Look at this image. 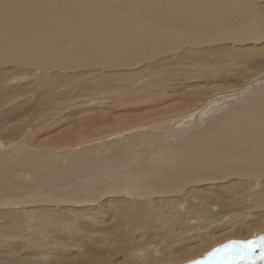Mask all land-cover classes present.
I'll list each match as a JSON object with an SVG mask.
<instances>
[{
  "label": "rangeland",
  "instance_id": "rangeland-1",
  "mask_svg": "<svg viewBox=\"0 0 264 264\" xmlns=\"http://www.w3.org/2000/svg\"><path fill=\"white\" fill-rule=\"evenodd\" d=\"M248 1H251V2H248ZM236 2L240 7L239 9L243 10V13L248 12L246 15H243L242 12H238V14L240 15L241 18L243 15V18H245V20L249 21L248 23L251 26L248 25L247 21H246V23H245L246 25L243 24V27H244L243 29H242V25L240 26V22H237L235 24V26H232V28L238 27V29H242V31L247 32L249 28H250L249 31H255V29H251V27H255L257 25L262 27L263 21L261 19H263L264 17H261V16L264 15V0H233L232 4H234ZM226 3H228V2H226ZM167 4L168 3H166V8L169 12V15L172 17L174 16L173 14H175L177 11L181 10L180 5H177L175 3L174 4L169 3L168 5ZM226 5H224V6H226ZM174 7H177V8H174ZM248 9H249V11H248ZM183 12L185 15L187 14V11H183ZM171 13H173V14H171ZM232 13L234 14V13H236V11H233ZM249 13H252V14H249ZM254 13H256V14H254ZM258 13H260L261 15ZM180 14H183V13H180ZM179 15L176 14L175 18H177L176 16H179ZM225 16H227V15H225ZM256 17H258V18H256ZM252 23H254V24L252 25ZM258 26L256 28L260 29L261 27L259 28ZM230 27L229 28L224 27V29L219 30L217 34L223 35L224 33H227V31L232 29ZM189 30H191L193 32L192 35H185L184 34V35H180V36L186 37V39L188 37H194L196 35V32H195L196 29L191 28ZM232 33H234V31ZM187 34H191V33H187ZM196 37H194V38H196ZM178 39L179 38L176 37L174 39L168 40L169 42L168 41L163 42L164 43L162 45L163 48H166V49L169 47L171 49L173 48L172 52L170 50L169 53L162 52L161 54L157 55L156 59H159V60L165 59V62H168V63L164 62V65H163L164 68H162L161 71H160V69H157V68L153 71H149L146 74L147 77L145 78L146 80H145L144 87H143V85L133 86V84H132V89H130V88H129V90L128 89H121V92L116 93V94H119L122 96L121 100L114 98L112 95H106V94L104 95V94L96 93L92 87H91L92 88L91 90H93L94 93L89 90L90 88H88L86 91V94H88L87 99L84 98L85 96L80 97L81 99L79 97H77L80 100L77 98L73 99L74 96H77L78 91L73 90L71 87H70V90H67L68 92L65 91V87H66V89H67V87H69L68 85L67 86L65 85L67 83L66 77L71 75L74 72L73 71L74 68L71 66H68V69L67 68H60V69H52V70L50 69L51 70L50 72L44 71V70H42L41 72H38V73L35 72V74L38 76V77L37 76L35 77V76H32L29 74L30 68L27 67L26 57H21V59H15V61H13V62L5 61L4 63L3 62L0 63V99H1L0 100V138H2L1 140L5 144L3 147V142L0 141L2 143L1 150H8L9 149L8 151L12 152L13 150H18V149L22 148L20 152L19 151L17 153L14 152L16 154L22 155V151L24 148L30 149L32 151L33 150L34 151H39V150L47 151L51 148H53V149L56 148V149H54L57 151V152L54 151V152H56V154L57 153H59V154L64 153L65 154L66 152H64V151L68 149L67 146H69V145H75V144L83 143V142L90 143V140L93 137H95V135L97 136V134L92 135L93 137L91 135L89 136L88 132L92 131V129H97L98 131L102 130V132H104V133H109L115 129L123 128L124 126L122 125V123L120 125L121 127H119V126H116L117 123L114 125V121H113L114 118H116V117L119 118L120 115H121V117L126 116V118H127L126 120H128L130 118L129 121L141 122V124H138V125L143 127L141 129L143 131L149 130L150 132L152 131L155 133L157 131H159L157 134L153 135V137L162 139L163 134H165L169 131L170 126L171 127H173V125L178 126L179 123L180 124L182 123L183 119H185V123H184L185 128L183 129V133H186V136H187V132L184 131L186 129V127L188 130H191L193 128L197 129L201 124L203 125V127H206V126L212 125L213 123L215 124V122H219V121H220V123L221 122L223 123L224 121L228 123L230 117H232L233 115H237L239 113H244L246 111H251V110H253V107H261L264 109V102H263L264 100L259 101L255 98H252V96L260 90V88H262L264 90L263 80L259 82L260 75H263L264 73H261L260 75L254 76L249 81L244 82L245 84L243 83L241 88L235 87V83H236L235 79H238V78L234 75V74H237V72H235V71L239 70V72H240L244 68L245 69L243 71L246 74H250L254 70L264 71V67H259L260 64L264 63V61H263L264 60V54H262V53H264V51H263L264 50V40L263 39H262L263 41L262 40L260 41L263 45L260 42L254 43L252 41H250L251 43H249V41H246L247 43L243 42L240 44L239 43L238 44H236V43L230 44L228 41H225L226 43L224 41H222L223 43H220L221 41H219L218 44L213 43L214 45H218V46L228 45V44L230 46H233V47L236 46L237 48H234V49L238 50V51H236V50L235 51L238 53L239 58H243L245 56H246V58H252V59H250L251 60L250 62H252L253 64H251L249 62V59H248V61L246 63L247 65L243 64L242 66H239L238 64H236L235 69H237V70H235V69L233 70L234 66H232V65H235V64L227 63V66H230V67H227L226 64H224V60L221 61L223 59V58H221V56L223 55L222 53H224V52L223 51L220 52V50H217L216 47L214 48L213 45H210L207 48L205 46H202L201 48L202 49L205 48L204 50L199 48V49H195L196 51H194L193 50L194 48H193V49H191L190 52L188 50L187 51L184 50L182 52L183 49L178 48L177 47L178 45L176 44L178 42ZM181 41H179V42H181ZM190 41H191V44L196 42V41L200 42V40H190ZM116 43H117L116 40H112L108 43V46H114ZM170 43L172 45L169 46ZM215 43H217V42H215ZM104 44L107 46V43L104 42ZM252 44H256L254 46V49L252 48L253 47ZM244 45H247V46L244 47ZM238 46L242 47V48H239ZM259 47L260 48L262 47V49H260ZM244 48L246 49V51L248 50L247 52L245 51L246 53L249 52L248 54L243 52L245 50ZM213 49L221 54V55L219 54V57L221 58V60H215V59H219V58H217L218 56H214L211 54ZM239 49H242V51ZM198 50H201V51H198ZM179 51H181V52L178 53V55L185 53V51H186V53H188L190 56L192 54L193 57L194 56L198 57L199 54H201V55L204 54L207 59H208V56H209L210 60L213 59V57H214V59L211 61L209 59L208 60L204 59V64H199L198 61H188V60L181 63V62H179L180 61L179 56L176 54ZM240 51L243 54L240 53ZM109 52L111 54L115 55L112 58V60L116 59L117 55H116L115 51L113 49L109 48ZM116 52L119 53L120 59L121 58H131L134 56L129 52V50L122 51L121 49L118 48V49H116ZM255 53H257V54H255ZM224 55H228V53H226ZM255 56H257V57H255ZM174 57H177V58H174ZM253 57H255V58H253ZM144 60L148 62V60H151V59H146V57H145ZM259 60H261V61H259ZM213 61H215V62L213 63ZM220 61L222 64L220 63ZM19 62H21V64L23 66H25V67L20 66L21 68L24 69L25 73H22V71L19 72V70H20L18 68ZM256 62H257V64H256ZM248 64H250V65H248ZM93 66L94 65H89L86 69H88V70L94 69L95 72H97V73H102V74L106 73L107 76H104V75H102V76L105 79H112L115 82V84L119 83L120 79L122 81V79L125 78L127 73L132 74L135 77H138L136 74L139 71V68L136 66H132L129 69H125V70H123V69H110L107 72L103 71L102 65H97L94 67ZM239 67H240V69H239ZM241 67H242V69H241ZM95 68L98 69L99 71L96 70ZM140 68H141V66H140ZM166 68H167V70L170 69V71H166ZM176 68L179 70H177ZM201 68H202V70H201ZM205 68H206V71H205ZM207 68L208 69L212 68L213 70L210 69L211 71L209 70L210 71L209 72ZM76 69H78V68H76ZM130 69H132L133 72H131ZM181 69H182V71H180ZM185 69H186V71H185ZM191 69L192 70L194 69V72ZM197 70L201 75V77H200V75H198V77L201 80L198 77L193 79V77H194L193 74H195L197 76V72H196ZM199 70H201L202 72H200ZM245 70L248 73L245 72ZM249 70H251V72ZM79 71H87V70H85V69L81 70L80 69ZM212 71H215V72L212 73ZM225 71H228L230 73H228V72L225 73ZM52 72H56V74H59V75L54 76V78H53V76L51 74ZM167 72H170V73H167ZM208 72H209V76H211V77H209L207 75ZM221 72L223 73V75ZM45 73H47V75H44ZM218 74H220V75H218ZM229 74H230V76H229ZM41 75H44V76H41ZM122 75H123V77H122ZM148 75H150V76H148ZM212 76H214V77H212ZM84 77L86 79H83V78L82 79L86 80V82L89 83L90 82L89 76L85 75ZM186 77H189V78L185 79ZM190 77L193 79L192 82H194V83L198 82V83L189 84L190 83L189 80L191 79ZM165 78L167 79V81L168 80H171V81L174 80L173 84H172V82H171V84L174 86H177V89H179V90H181V88H182L181 84L183 82H187V84L185 83L183 85H188L189 87H193L194 89L197 88L196 89L197 91H199L198 88H200V87L202 88V86L205 87L203 89L200 88L201 92L204 89L208 90L209 89L207 87L208 85H209V87L213 86V88H212V90L210 88L208 90V92H206L204 90L205 92L203 94L204 95L207 94V96L203 95L202 98H200L201 97L200 96L199 99H197V102L198 103L200 102V103L199 104L197 103L198 105L196 104V106H194V103L191 104L192 106H194L192 109H190V110L188 109V111H183L182 113L181 112H175V111H178L179 109L177 108L175 111L172 109L173 110L172 111L169 106H171V108H172L173 107L172 105H174V106L178 105L180 103L179 98H177V100L179 99L178 100L179 103H178V101L176 99H174V97H172V96L168 98V95H166L165 98L160 97L157 100L155 99L156 96H152V93H154L153 89L156 91L157 88L162 86L163 81H164L163 79H165ZM182 78H184V79H182ZM30 79H32V80H30ZM82 79H80V80H82ZM176 79L178 82L176 81ZM180 79H181V81H179ZM52 80H55V83H53V82L51 83ZM134 80H136V78H134ZM148 80L151 83H149ZM185 80H187V81H185ZM208 80L209 81L211 80L210 82H212V83L208 82ZM219 80H221L223 83ZM233 80H234V83H233ZM213 81H214V83H213ZM218 81L220 83H222L221 84V86H223L222 88L219 87L220 83ZM152 82L154 83V86H153ZM88 83H86L87 86L90 84V83L89 84ZM139 83L140 82H138V80H137V84H139ZM158 83H160V84H158ZM179 83H180V86H179ZM43 84H45V85H43ZM212 84H215V86ZM227 84L229 85L228 86L229 89L227 88V86H225ZM59 85L61 87L65 86L64 89H63V87L60 88ZM155 85L157 86L156 88H154ZM194 85H195V87H194ZM199 85H201V86H199ZM216 87H217V89H216ZM230 87H232V88H230ZM146 88H147V90H146ZM18 89H21V90H18ZM47 89H49V90H47ZM140 89H142V90H140ZM234 89L235 90L238 89V90L235 91ZM15 91L17 94H14ZM20 91L22 93H20ZM217 91L220 93H218ZM243 91H245L246 93ZM88 92L89 93L91 92L92 93L91 95L94 96V94H95L96 96L95 97L90 96V94ZM132 92H134V93H132ZM248 92L249 93L251 92V93L249 94ZM69 93H71L72 96ZM131 93H132V95H131ZM142 93H143V95H142ZM223 93H226V94L229 93L230 96L228 95V96L222 97L221 94H223ZM13 94L15 95V97ZM217 94H218V96L215 97V95H217ZM219 94H220V96H219ZM128 95H130L134 99L130 98V96H128ZM176 95L178 96L180 94L178 93ZM89 96L91 97L92 100L90 99ZM236 96H238V97H236ZM244 96L246 97V99ZM125 97H126V99H125ZM139 97H140V99H139ZM204 97H206V98H204ZM263 97H264V95H263ZM8 98H9V100H8ZM67 98L69 100L66 101ZM83 98H84V101H87L89 103L84 102V104H83L82 103ZM93 98H95V99H93ZM123 98L125 100H123ZM238 98H239V100H237ZM35 100H36V102H35ZM75 100H76V102H75ZM155 100H156V102H155ZM193 100H195V99H193ZM193 100L190 99L191 102L196 101V100L195 101H193ZM201 100H203V101H201ZM222 100H224L223 105L221 104L222 102H220ZM121 101L123 103H121ZM166 101H167V103H165ZM234 101H235V103H234ZM1 102L4 104H2ZM57 102H59V103H57ZM77 102L79 104H83V106L77 104ZM113 102H114V104H112ZM176 102H177V104H176ZM227 102L230 103V109L227 107V105H229V104H227ZM252 102L258 103V104H253ZM107 103H109V104H107ZM36 104H38L37 108H35ZM51 104H55V105H51ZM72 104H75V105H73L74 108L72 107ZM116 104H118V105H116ZM67 105L70 107H66ZM96 105H98V106H96ZM181 105H182V103H181ZM30 106H32L33 108L32 107L30 108ZM84 106H85V109L82 110L84 108ZM91 107H95L96 109L91 108ZM98 108H99V110H98ZM104 108H106V109H104ZM165 108H166V112L164 111ZM37 109H38V111H37ZM79 109H81V110H79ZM244 109H245V111H244ZM73 110H75L76 112H73ZM167 110H169L170 112ZM226 110H228L229 113ZM81 111H83V112H81ZM102 111L104 113H102ZM171 111L173 113H171ZM158 112L159 113L165 112V114L164 113L158 114ZM170 113L174 114V115H171ZM175 113H177V114H175ZM223 113L226 114V116ZM94 114H95V117L93 116ZM152 114H155V115H153L154 118H152L153 117V116H151ZM89 115H90V117L92 116V118H89ZM144 115H146V116H144ZM179 115H184V116H182L183 118L180 119V117H177ZM83 116H84V118H82ZM98 116H100V117H98ZM106 116H111L112 120L111 119L105 120ZM132 116H134L133 117L134 120H133ZM136 117H139L140 119L137 120L138 118H136ZM80 118L82 120H80ZM99 118H101L102 120ZM122 118H124V119H122ZM122 118L121 119L123 121H125V117H122ZM92 119H93V121H92ZM95 119H98V120L96 121ZM103 119H104V121H103ZM148 119H149V121H148ZM222 119H223V121H222ZM144 120H145V122H144ZM146 120H147V122H146ZM211 122H212V124H211ZM89 123H93L94 126L95 125H98V126H95V127L93 126V128L91 129L90 127H92V126H89L90 125ZM85 126L87 127V129ZM105 126H106V128H105ZM136 127H138V126H136ZM101 128H103V129H101ZM80 130L81 131L83 130V132H80ZM72 132H74V133H72ZM84 132H86V133H84ZM77 133H79V134L76 135ZM147 134H146V136H148ZM71 135L73 137H70ZM182 136H185V135L183 134ZM142 138H143L142 135L140 136L139 139H135L132 136V141L133 142L142 141L141 140ZM64 139L67 141L65 143H63V142L61 143V141ZM73 140H75V141H73ZM95 140L98 141V140H104V139H101L100 136L99 137L97 136L93 141H95ZM188 143L186 145L189 148L190 144L188 145ZM174 146H176V145H174ZM172 148L173 147L169 148L171 151L162 150V152L160 153L159 156L165 157V160L161 164L165 165V164L172 162L170 160L175 159V158H173V156L176 157L175 155L179 154L180 151H182V152L185 151V150H183L184 147L180 148V149H174V150H172ZM136 150L133 149V152H131L132 154L129 156L127 154H124L123 156L119 155V156H112V157L104 155L103 160L100 158L101 161L99 158L98 159H96V158L95 159H89L86 162H84L79 168H73L72 166H70V164H67V162H65L64 160H59V159H57V156L55 157L53 155V156H50L51 161L50 160L49 161H41L42 163L38 162L34 165V166H40V165H44L46 162L47 163L49 162V163H51V166L53 165V168L51 169L49 167L48 168L49 170H48L46 168L43 169V167H42V169H43L42 170L41 168L39 169V167H38L35 169V171H37V172H35L34 169L33 170L29 169L30 171H28V170H26L27 168L25 169V167L24 168L19 167L17 170L13 169V168L12 169L9 168L10 170L7 169L8 172H3L5 170L1 166V164H3V162H0V264H59L58 261H60L62 259L66 260V264H72L71 262L74 261V258H78V260L80 262H89V263H97V264L98 263L99 264H120V263L121 264H128V262H129V264H136V260H137L138 264L139 263L142 264V262H144V263L148 262L147 264H160V262L162 263L168 257L169 258L173 257V258H175V260H178V257H183V256H188L187 258H189V256L191 255V253L189 254L190 250H192L193 252L197 251V254L199 256H201V255L207 253L205 251L207 249H209L210 247L214 246L213 247V250H214L218 246H223V245L229 244V243L234 244V250L235 251H239V252L248 254L247 264H264V260L261 259L262 250L260 248V242L255 241L257 239L255 237V235L262 232V229L260 231L258 230L259 232H257V228L258 229L261 228V224L260 225H258V224L261 223L262 219L264 218V209H263L264 208V202H263L264 200L262 201L261 205L259 203V206L257 205L256 207L251 209V211L249 210L248 213L240 212V209L238 207H236V205H234L231 202V199H235L242 192H244L245 188H248L249 185L247 183L244 182V184H243L242 183L243 181H240V183L238 182L239 183L238 184L234 178H229V179L224 180L223 182H220V181H218V182L211 181V183L210 182H205V183L204 182H202V183L198 182V183L190 184V185L186 186L187 191H191L194 189L195 194H199L201 196H207L206 198H207V200H209V203H207V200H205L204 197H201V198H198L199 196L193 197V195L188 193L185 189H178V188H172L171 193L155 194L156 196H154V195L150 196L149 187L148 186H139V185H136L134 191H132L129 188L125 189L126 192L132 191V193L130 195L124 194V193H118L119 196L117 197V195H113V193H112L113 190H111V189L114 188V190L119 191L117 186L118 185L121 186L123 184L124 177H125V180L127 181L126 183H129V185L138 181L140 179L139 176L141 175L139 170L146 168V167H144V165L149 160L148 158L146 159V156H141V158L138 160V162L135 163L136 168H138V166L140 164V166L137 170H132L130 168V166H131L130 164L133 162L131 160V158H134L133 153ZM61 151H62V153H61ZM141 153H143L142 149H141ZM114 157H115V159H111ZM105 158H107V160H105ZM89 162L92 163L90 165V167L84 168L83 165L85 163H89ZM133 164H134V162H133ZM150 166H151V164H150ZM8 167H11V166L8 165ZM60 169H61V171H60ZM39 174L41 176H39ZM77 178L78 179L80 178L79 180H81V181H79ZM75 179H77L76 182H75ZM82 181H84V182H82ZM259 182L260 181H258V180L253 181V183H259ZM246 185H248V186H246ZM160 186H161V184H160ZM167 186H171L170 183H167L166 186H164V187H167ZM110 187H112V188H110ZM256 187H257V185L255 186V189H256ZM260 188H261V186L259 187V191L257 192L259 194V197L256 196L257 199H259V198L262 199L261 196L264 195V192H262V190ZM56 189H57V191H56ZM249 189H250V187H249ZM104 190L105 191L107 190V192H104ZM250 191H251V189H250ZM106 193L108 194V196L112 195L116 199L122 198V197H120L121 194H123L124 197L130 198V199H138V200H144V199H150V198H152V199H151L149 204H141L143 207H148V211L146 212L145 209H143L142 211H144V212H142V211H140L141 213L139 212V215L141 216L140 217L141 221H138V224L136 225L137 219L135 220V219H132L131 217L128 216L130 214L129 210L132 208L131 210L134 211V209H135V207L132 206V203L130 202V200L127 199L128 202L123 203V205H125V206L117 205L119 203L114 202V200H116V199L112 196L108 197L107 195H105ZM88 195H90V196H88ZM81 198H84L83 201ZM89 198H91V199L88 200ZM100 198H101V200H100ZM107 198H108V200L112 199L110 201L111 204L108 203L109 206H108V204L107 205L106 204L101 205L100 202L102 201L101 203H103L104 202L103 200H105ZM153 198H155L156 200H157V198L164 199L166 201V203H170V204H166V205L165 204L164 205L152 204ZM92 200L95 204L92 202ZM186 201H187V204L191 205V207H187ZM104 203H106V202H104ZM237 203H240V202H237ZM92 204H94L93 205L94 207H96V205L100 204V206L99 205L98 206H99V209L101 208L100 211L103 210L102 213L104 215L102 213H101V215L104 216V217L102 216V218H104V219L101 218L102 219L101 220L100 217L98 218V216H101V215L99 213L100 211H97V210H96V212H98L97 214L92 212V214L87 213V215H86V212L84 211L85 208L91 207ZM113 204H114V206H113ZM211 204H214V205H211ZM156 205H158V206H156ZM229 205H231V206H229ZM105 206L108 208L112 206L113 210L118 208L117 210H120L121 213L119 212V214H121V215L119 217H118V213H117V215H115V212L113 210L111 211V208H109L110 211H108V208L106 211H104L106 209ZM220 206H222V207H220ZM80 207H84L83 208L84 210H82V208H80ZM124 207L125 208L128 207L129 209H125ZM153 207H155V208H153ZM75 208H79V209L76 210ZM122 209L125 210L124 211L125 213L123 211H121ZM231 209H233V210H231ZM149 210L154 212V218H152L151 222H149V219L147 218V214L148 213L151 214L149 212ZM165 210L167 212L169 211L170 213L172 211L171 214L173 217L174 216L175 217L173 218L169 212H168L169 215L166 214ZM107 212L109 213V215L107 214ZM110 212H112V213H110ZM179 212H180V214H179ZM81 213H84L86 218ZM142 213H143V215H142ZM173 213H174V215H173ZM249 213H251V214H249ZM131 214H136V211L132 212ZM131 214H130V216H131ZM78 215H81L80 216L81 218H79ZM113 215H114V217H113ZM165 215H167V216H165ZM179 215L181 218L179 217ZM181 215H183L184 217ZM252 215L253 216L255 215V216L253 217ZM71 216L73 219L76 218L75 219L76 222H75V220H73L71 218ZM176 216H178L179 218ZM88 217H89V219H88ZM107 217L109 218L108 221L105 220ZM96 218H98V219H96ZM115 218H117L118 221ZM123 218H125V221H127L128 224H126L127 222L126 223L123 222L124 221ZM130 218L132 219V221ZM91 219H93L94 222ZM95 219L99 220V221H96ZM77 220L79 221L78 223H80V225L78 224L79 226L77 225L75 227L74 224H77ZM87 220L90 221V223H88ZM100 220H101V222L103 221L102 224H101ZM112 220H114L115 225H117V227H115L114 222ZM173 220H175V221H173ZM183 220H185V221H183ZM15 221H18V222H15ZM105 221L107 223L109 221H111L112 223L109 222L110 224L106 225L107 223H105ZM120 221H122V222H120ZM180 221H181V223H180ZM95 222H97V223L100 222V223L95 224ZM118 222H120V223H118ZM133 222H135V223H133ZM201 222H202V224H201ZM121 223H124V224H121ZM129 223H132V224H129ZM152 223H154V224H152ZM167 223H169V224H167ZM195 224H196V226H195ZM221 224H222V226H220ZM94 225H96V226H94ZM97 225H98V227H100L102 225H104V226H102L101 230H98L99 228H97V230H96L95 227H97ZM112 225H114V227H112ZM207 225H210L211 227L207 226ZM263 225H264V223H263ZM120 226L125 227V228H122V227L120 228ZM91 227H93V230L89 229ZM111 227L112 228H118V229H115V230L113 229V231H112ZM247 227L249 229H251L248 233H246ZM217 228L219 230H217ZM143 229H145V230H143ZM187 229H188V231H186ZM212 229H213V231H212ZM252 229H254V230H252ZM170 230H172V232ZM180 230H182L184 233V236L182 239H185V238L187 239V240L186 239L182 240V242L185 241V243H182V242L178 243V241H175L179 237L178 233L181 232ZM76 231H77V233H75ZM79 231H80V233H79ZM97 231H100V232H97ZM125 231H126V233H123ZM190 231H191V234H190ZM115 232L116 233L119 232V233L116 234ZM193 232H195V233H193ZM204 233H206V234H204ZM121 234L122 235L124 234V235L122 236ZM126 234H128V235H126ZM248 234H250V235H248ZM119 235H120V237H119ZM192 235H194V236H192ZM222 235L223 236L226 235V236L223 237ZM188 236H190L191 238H189ZM240 236H244V238L243 239L239 238ZM231 237L233 238V240ZM237 237H238V240H235V239H237ZM174 238H175V240H174ZM251 238L254 240L247 242V240H249ZM145 241H146V243H145ZM128 242H129V244H128ZM138 243H144L145 248H142V247L137 248L136 245ZM148 243H151V245H148ZM103 244H104V246H102ZM153 244H154V246H152ZM161 245L163 247L161 254L163 255L164 258L166 257V259L163 258L164 260L160 261L159 263H156L154 261V259H156L158 256H160V254L158 253L159 251H157V249L159 248V246L161 247ZM156 247H157V249H156ZM249 249H250V252H249ZM213 250H208V251H213ZM10 251H12V253H16V254L13 255ZM229 251H233V249H230ZM25 253L28 255H25ZM139 253H143V256L141 257L139 255ZM10 254H11V256H9ZM99 255L101 258L99 257ZM68 257H69V259H67ZM36 259H38V260L36 261ZM101 259H103V260L105 259V260L103 261ZM150 260H151V262H149ZM191 260H194V258ZM191 260L185 259L186 262H183V263H166V264H188V261H191ZM101 261H103V262H101ZM214 261L218 262L217 264H219V257H214Z\"/></svg>",
  "mask_w": 264,
  "mask_h": 264
},
{
  "label": "bare ground",
  "instance_id": "bare-ground-1",
  "mask_svg": "<svg viewBox=\"0 0 264 264\" xmlns=\"http://www.w3.org/2000/svg\"><path fill=\"white\" fill-rule=\"evenodd\" d=\"M226 2H228V3H226ZM232 2H233V0H228V1L227 0H0V63H2V62L4 63L5 61L13 62V61H15V59H21V57H26L27 67L30 68L29 74L32 76H35V77L37 76L35 74V72L38 73V72H41L42 70L50 72L52 69H60V68H67L68 69V66H71L74 68V70H73L74 72L71 75L66 77L67 83L65 84L66 86L68 85L69 87H67V89L65 86H62V87H63V89L65 87V91L70 90V87L73 90L78 91L77 96L73 95L74 96L73 99L77 98V97L80 98L82 96L83 97L85 96L84 98L87 99V96H88V94H86L87 89L90 88L89 90L93 92V90H91L93 88L96 93H100V94H104V95L105 94L106 95H112L114 98L121 100L122 96L119 94H116L117 92H121V89H128V90H129V88L132 89V84H133V86L143 85V87H144L145 80H146L145 78L147 77L146 74L149 71H153L156 68L160 69V71H161L162 68H164L163 65H164L165 59H163L164 61L162 59H160V60L156 59L157 55L161 54L162 52L169 53L170 50L172 52L173 48L171 49L169 47L166 49V48H163L162 45L164 44L163 42H165V41L167 42L168 40L174 39L176 37L179 38L178 42L176 43L178 45L177 47L182 48L183 49V50L181 49L182 52L184 50H186V51L188 50L190 52L191 49H193V48H194L193 50L196 51L195 49H199V48L202 49L201 48L202 46H205L207 48L210 45H213V47L214 48L216 47V49L220 50V52L221 51L224 52V53H222L223 55L221 56V58H223V59L221 60V58L219 57L220 53H218L216 50L213 49L211 54L214 56H218L217 58H219V59H215V60H221V61L224 60V64H226V66H227V63L235 64V65H232V66H234L233 70L236 68L235 67L236 64H238L239 66H242L243 64L247 63L248 59L250 62L251 61L250 59H252V58H246V56L243 58H239V55L236 52L238 50L234 49V48H237L236 46L233 47V46H230L229 44L228 45H222V46L221 45L220 46L214 45V44H218L219 41H221L220 43H223L222 41H224V42L228 41L230 44L231 43H236V44L239 43L240 44L243 42L247 43L246 41H249V43H251L250 41L257 43V42H260L262 39L264 40V18L261 19L263 21L262 27L257 25L259 28L261 27L260 29L256 28L257 26H255V27H251V29H255V31H249L250 28L248 29L247 32L242 31V29L244 28L243 24H245L247 21V20H245V18H243V15H246L248 12L246 11L247 13H243V10L239 9L240 7L237 4V2L234 4H232ZM248 2H251V1H248ZM166 3H168V4L169 3H173V4L175 3L177 5H180L181 10L177 11L175 14L171 13L174 15L172 17L169 15V12L166 8ZM224 5H226V6H224ZM174 8H177V7H174ZM183 11H187V14L185 15ZM233 11H236V13L233 14L232 13ZM248 11H249V9H248ZM238 12H242V14H243V15L241 14L242 18L240 17ZM180 13H183L184 15L180 14ZM176 14H178V15L180 14V15L176 16L177 18H175ZM249 14H252V13H249ZM254 14H256V13H254ZM258 14H260V13H258ZM225 15H227V16H225ZM261 17H264V15H262ZM256 18H258V17H256ZM237 22H240V26L242 25V29H238V27L232 28V26H235V24ZM248 22L249 21H247V24L250 25ZM253 24L254 23H252V25ZM224 27L225 28L230 27L232 29H230L229 31H227V33H224L223 35L217 34L218 31L224 29ZM191 28L196 29V31H195L196 35L194 36V37L197 36L196 38L188 37L186 39V37L180 36V35H184V34L185 35H192L193 32L191 30H189ZM233 31H234V33H232ZM187 33H191V34H187ZM112 40H116L117 43L114 46H108V43ZM190 40H200V42L196 41V42L191 44ZM179 41H181V42H179ZM104 42L107 43V46L104 44ZM215 42H217V43H215ZM170 45H172V44L170 43L169 46ZM252 45H253L252 48L254 49V46L256 44H252ZM245 46H247V45H244V47ZM109 48L113 49L115 51V53L117 55L116 59L112 60V58L115 55L110 53L112 50L109 52ZM118 48L121 49L122 51L129 50V52L134 56L131 58H121L120 59L119 53L116 52V49H118ZM239 48H242V47H239ZM204 49H202V50H204ZM260 49H262V47ZM239 50L242 51V49H239ZM186 51H185V53H182L180 55H178V53H180L181 51L176 53L180 58L179 62L182 63V62H185L186 60H188V61H198L199 64H204V59L205 60L209 59V56L207 59L204 54H203L204 56L199 54L198 57H196V56L193 57L192 54L190 56L188 53H186ZM198 51H201V50H198ZM241 51H240V53H242ZM245 51H246V49L243 52H245ZM226 53H228V55H224ZM248 53H246V54H248ZM255 54H257V53H255ZM262 54H264V53H262ZM145 57H146V59H151V60H148V62H147L144 60ZM255 57H257V56H255ZM255 57H253V58H255ZM174 58H177V57H174ZM213 59H214V57H213ZM213 59H211V60H213ZM221 61H220V63H221ZM259 61H261V60H259ZM214 62L215 61H213V63ZM165 63H168V62H165ZM250 63L253 64L252 62H250ZM256 64H257V62H256ZM18 65H19L18 68L20 69L19 72L22 71V73H25L24 69L20 67V66H22V67H25V66H23L21 64V62H19ZM89 65H94V66L102 65L103 71H106V72L110 69H123V70H125V69H129L132 66H136L139 68V71L136 74L138 77H135L134 75L127 73V75L125 76L124 79H122V81L120 79L121 82L119 81V83L115 84V82L112 79H105L102 76V75L107 76L106 73L102 74V73L95 72L94 69H91V70L86 69ZM248 65H250V64H248ZM140 66H141V68H140ZM227 67H230V66H227ZM259 67H264V63L260 64ZM76 68H78V69H76ZM167 68H166V71H170V69L167 70ZM80 69L81 70L85 69L87 71H79ZM210 69H212V68H210ZM210 69H208V71ZM239 69H240V67H239ZM241 69H242V67H241ZM244 69H242L240 72H239V70L235 69V70H237V71H235V72H237V74H234V75L238 78V79H235V82H236L235 87L236 88L237 87L241 88V86L243 85L244 82L249 81L254 76H257V75H260L261 73H264V71L254 70L251 72V70H249L251 73L249 72L250 74H246L243 71ZM96 70H98V69H96ZM177 70H179V69H177ZM201 70H202V68H201ZM201 70H199V71L202 72ZM130 71L133 72L132 69H130ZM180 71H182V69ZM185 71H186V69H185ZM192 71L194 72V69ZM205 71H206V68H205ZM196 72H197V76L195 74H193V76H194L193 79L197 78L198 75H200L198 70ZM209 72H208V74L206 73L208 76H209ZM214 72L215 71H212V73H214ZM226 72H228V71H225V73ZM245 72H247V71L245 70ZM167 73H170V72H167ZM228 73H230V72H228ZM51 74H52L53 78H54V76L59 75V74H56V72H52ZM44 75H47V73H45ZM44 75H41V76H44ZM85 75L89 76V79H90L89 83L90 84L88 82H86V80H83V79H86L84 77ZM218 75H220V74H218ZM222 75H223V73H222ZM148 76H150V75H148ZM229 76H230V74H229ZM122 77H123V75H122ZM200 77H201V75H200ZM209 77H211V76H209ZM212 77H214V76H212ZM134 78H136V80H134ZM187 78H189V77H186L185 79H187ZM80 79H82V80H80ZM182 79H184V78H182ZM193 79L191 78L189 80L190 81L189 84L194 83V82H192ZM30 80H32V79H30ZM137 80H138V82H140L139 84H137ZM163 80L164 81H163L162 86L157 88L156 91L153 89L154 93H152V96H156L155 97L156 100L160 97L165 98L166 95H168V98L172 96L176 100H177V98H179L180 103H179V101H178L179 99H178L177 100L179 103L178 105H175V106L172 105L173 106L172 108H171V106H169V107L171 110L173 109L174 111L178 108L179 110L175 111V112H181V113L183 111H188V109L190 110L194 106H196V104L198 103L197 99H199L200 96H201L200 98H202V96L204 95L203 93L205 91L208 92V90L210 88H211V90L213 88V86L209 87V85H208L207 87L209 89L208 88H207L208 90L204 89L205 91L202 90V92H201L200 91L201 87L198 88L199 91H197L196 90L197 88L194 89L193 87H189L188 85H183L185 83L187 84V82H183L181 84L182 88H181V90H179V89H177V86L172 85L173 81H174L173 79H172L173 81H171V80L167 81L166 78ZM262 80L264 82V74L260 75L259 82ZM176 81H177V79H176ZM179 81H181V79ZM185 81H187V80H185ZM210 81L208 80V82H210ZM219 81H221V80H219ZM52 82L55 83V80H52L51 83ZM148 82L151 83L149 80H148ZM171 82H172V84H171ZM86 83H88L89 85L87 86ZM196 83H198V82H196ZM196 83H194V84H196ZM210 83H212V82H210ZM213 83H214V81H213ZM222 83H220V86H219L220 88L223 87V86H221ZM233 83H234V80H233ZM158 84H160V83H158ZM43 85H45V84H43ZM212 85L215 86V84H212ZM153 86H154V83H153ZM179 86H180V83H179ZM199 86H201V85H199ZM225 86H227V88L229 89L228 84ZM62 87L60 86V88H62ZM156 87L157 86L155 85L154 88H156ZM194 87H195V85H194ZM203 88H205V87L202 86L201 89H203ZM230 88H232V87H230ZM21 89H18V90H21ZM216 89H217V87H216ZM47 90H49V89H47ZM140 90H142V89H140ZM146 90H147V88H146ZM236 90H238V89H236ZM243 92H245V91H243ZM20 93H22V92L20 91ZM132 93H134V92H132ZM132 93H131V95H132ZM178 93L180 95L177 96L176 94H178ZM218 93H220V92H218ZM14 94H17L16 91L14 92ZM69 94L71 95V93H69ZM89 94H90V96H93V95H91L92 94L91 92ZM142 95H143V93H142ZM221 95H222V97L228 96L229 93L228 94L223 93ZM263 95H264V90L262 88H260V90L256 94H254L252 96V98H255L259 101H263L264 100ZM95 96L96 95L94 94L93 97H95ZM128 96H130V95H128ZM204 96H207V94ZM217 96H218V94L215 95V97H217ZM219 96H220V94H219ZM14 97H15V95H14ZM236 97H238V96H236ZM246 97H245V99H246ZM79 98H77V99H79ZM84 98L82 101L83 104H84V102L85 103L87 102V101H84ZM130 98H132V97L130 96ZM192 98L195 99L196 101L193 100ZM204 98H206V97H204ZM90 99H91V97H90ZM93 99H95V98H93ZM125 99H126V97H125ZM125 99L123 98V100H125ZM132 99H134V98H132ZM139 99H140V97H139ZM190 99L195 101L196 103L191 102ZM8 100H9V98H8ZM67 100H69V99L67 98L66 101ZM76 100H75V102H76ZM156 100H155V102H156ZM203 100H201V101H203ZM237 100H239V98ZM223 101L224 100L220 101V102H222L221 103L222 105L224 104ZM35 102H36V100H35ZM78 102H77V104H79ZM228 102H227V104H229V105H227V104L226 105L230 109V103H228ZM57 103H59V102H57ZM87 103H89V102H87ZM121 103H123V102L121 101ZM165 103H167V101ZM181 103H182V105H181ZM193 103H194V106L191 105ZM234 103H235V101H234ZM2 104H4V103H2ZM75 104H72V107ZM83 104H79V105L83 106ZM107 104H109V103H107ZM112 104H114V102ZM176 104H177V102H176ZM253 104H258V103H253ZM37 105L38 104H36L35 108L38 107ZM51 105H55V104H51ZM116 105H118V104H116ZM32 106H30V108ZM96 106H98V105H96ZM66 107H70V106L67 105ZM91 108L96 109L95 107H91ZM84 109H85V106L82 110H84ZM104 109H106V108H104ZM75 110H73V112H76ZM79 110H81V109H79ZM98 110H99V108H98ZM37 111H38V109H37ZM164 111L166 112V108ZM167 111H169V110H167ZM172 111H171V113H173ZM226 111L228 112V110H226ZM244 111H245V109H244ZM81 112H83V111H81ZM165 112H162V113L165 114ZM102 113H104V112L102 111ZM162 113L158 112V114H162ZM175 114H177V113H175ZM153 115H155V114H152L151 116H153ZM171 115H174V114H171ZM184 115H179L177 117H180V119H181V118H183L182 116H184ZM224 115L226 116V114H224ZM93 116L95 117V114ZM144 116H146V115H144ZM98 117H100V116H98ZM122 117H125V121L122 120V119H124ZM122 117L120 115L119 118L116 117L113 119V121H114V125L117 123L116 126L121 127L120 125L122 123V125L124 127L121 129H115L109 133H104V132H102V130L98 131L97 129H92L94 124L89 123L90 124L89 126H92V127H90L92 129V131L89 130L90 132H88L89 136L97 134L98 137L100 136V138L104 139V140L93 141L97 136L96 135H95V137L92 136L93 138L90 140V143L83 142V143H78L75 145L67 146L68 149L64 151V152H66L65 154L62 153V151H61L62 154H59V153L56 154L57 151L54 150L56 148H54V149L51 148L47 151H43V150H39V151L33 150L32 151L30 149L24 148L22 151V155H19L16 153L18 151L20 152L22 148L18 149V150H13L12 152L8 151L9 149L8 150H1L2 143L0 142V162H3V164H1V166L5 169L3 172H8L7 169L10 170L12 168L17 170L19 167H23V168L25 167V169L27 168L26 170H28V171H30L29 169H31V170L34 169V171H35V169L38 167H39V169L40 168L42 169V167H43V169H45V168L48 169L49 167L52 169L53 165L51 166V163H49V162L48 163L46 162L47 164L45 163L44 165L39 164L40 166H34V165L38 162H41V161H49V160L51 161L50 156H53V155L55 157L57 156V159H59V160H64L65 162H67V164H70V166H72L73 168H79L84 162H86L89 159H95V158L100 159L101 158L103 160L104 155L112 157V156H119V155L123 156L124 154H127L129 156L132 154L131 152H133V149L136 150L138 148L133 153L134 158H131V160L134 162V164L132 162L130 164L131 165L130 168L132 170H137L139 168L140 164H139L138 168H136L135 163L138 162V160L141 158V156H146V159L147 158L149 159L146 162V164L144 165V167H146V168L139 170L141 175L139 176L140 179L138 181L129 185V183H126L127 181L125 180V177H124L123 184L121 186L120 185L117 186L119 191L114 190V188L111 189V190H113V192H112L113 195H117V197L119 196L118 193H124V194L130 195L132 193V191L135 190L136 185L148 186L150 196H153V195L156 196L155 194L171 193L172 188H178V189H185L186 190V186H188L190 184H195L198 182L199 183H202V182H204V183L210 182L211 183V181L223 182L226 179L234 178L237 183L238 182L240 183V181H243L242 182L243 184L245 182L249 185V186L246 185V186H248V188H245L244 192H242L238 197H236L235 199H231V202L234 205H236V207H238L240 209V212L248 213L249 210L251 211V209H253L257 205L259 206V203L261 205L262 201L264 200V195L261 196L262 199L261 198L257 199L256 196L259 197V194L257 192L259 191L260 186H261L260 189L262 190V192H264V181H263L264 180V109L263 108L253 107V110H251V111H246L244 113H239L237 115H233L232 117H230L229 122L227 123L224 121L225 122V123L223 122L224 124L222 122L220 123V121H219V122H215V124L214 123L212 124V122H211L212 125L206 126V127H203V125L201 124L197 129L193 128L191 130H188L186 127V129L184 131L187 132V136H186V133H183V129L185 128V125H184L185 119H183L182 123L181 124L179 123L178 126H175V125H173V127L170 126L169 131L168 132L166 131L167 133L163 134L162 139L153 137V135L157 134L159 131H157L156 133L152 132V131L150 132L149 130L143 131V130H141L143 127L138 125V124H141V122L129 121L130 118L128 120H126L127 119L126 116H122ZM133 117L134 116H132V118ZM82 118H84V116ZM89 118H92V116L90 117V115H89ZM136 118H138L137 120L140 119L139 117H136ZM152 118H154V116ZM99 119H101V118H99ZM110 119H111V116H106L105 120H110ZM80 120H82V119L80 118ZM95 120L97 121L98 119H95ZM133 120H134V118H133ZM92 121H93V119H92ZM103 121H104V119H103ZM148 121H149V119H148ZM222 121H223V119H222ZM144 122H145V120H144ZM146 122H147V120H146ZM95 126H98V125H95ZM136 126H138V127H136ZM105 128H106V126H105ZM86 129H87V127H86ZM101 129H103V128H101ZM80 132H83V130L82 131L80 130ZM72 133H74V132H72ZM84 133H86V132H84ZM78 134L79 133H77L76 135H78ZM146 134L148 136H146ZM183 134L185 136H182ZM141 135L143 137L141 139L142 141H138V142L132 141V136L135 139H139ZM70 137H73V136L71 135ZM1 139L2 138H0V141H2ZM66 141L67 140L64 139L61 141V143L62 142L65 143ZM73 141H75V140H73ZM187 143H188V145L190 144L191 147L189 146V148H188L186 145ZM4 145L5 144L3 142V147H4ZM174 145H176V146H174ZM171 147H173L172 150L180 149V148L184 147L183 150H185V151H183V152L180 151L181 153L179 152V154L175 155L176 157L173 156V158H175V159L170 160L172 162L169 161L170 163L165 164V165L161 164L164 162L165 157L159 156L160 153L162 152V150L171 151L169 149ZM141 149H142L143 153H141ZM54 151H56V152H54ZM14 152H16V153H14ZM101 159H100V161H101ZM111 159H115V157L111 158ZM105 160H107V158H105ZM91 164L92 163H90V162L85 163L83 165V167L89 168ZM150 164H151V166H150ZM8 165L11 167H8ZM60 171H61V169H60ZM35 172H37V171H35ZM39 176H41V175L39 174ZM77 179H75V182ZM254 180H258L260 182L259 183H253ZM79 181H81V180H79ZM82 182H84V181H82ZM167 183H170L171 186L164 187V186H166ZM160 184H161V186H160ZM256 185H257V187L255 189ZM249 187H250L251 191H250ZM110 188H112V187H110ZM126 188H129L132 191L126 192V190H125ZM56 191H57V189H56ZM104 192H107V190L106 191L104 190ZM187 192L190 193L191 195H193V197H195V196H199L198 198L204 197L205 200H207V198H206L207 196H201L199 194H195L194 189L191 191H187ZM105 195L108 196L107 193ZM88 196H90V195H88ZM111 196H108V197H111ZM112 197H114V196H112ZM120 197H122V198L116 199L114 197L116 199V200H114V202L119 203L117 205H123V203L128 202L127 199L130 200V202L132 203V206H134L136 209V210L134 209V211H133V210H131L132 209L131 208L130 210L132 212L136 211V214H131L132 212L129 210L131 216H130V214L128 216L131 217L132 219H135V220L137 219L136 220V225H137L138 221H141L140 220L141 216L139 215V212L142 211L143 209H145L146 212L148 211V207H143L141 204H149L152 198L144 199V200L130 199V198L124 197L123 194H121ZM81 199L83 201L84 198H81ZM90 199L91 198H89L88 200H90ZM100 200H101V198H100ZM111 200L112 199L108 200V198H107V199L103 200L106 203H104V202L101 203L102 202L101 201L100 204L101 205H103V204L107 205L108 203L111 204V202H110ZM157 200L155 198H153L152 204H161V205L170 204V203H166V201L164 199L157 198ZM92 202H93V200H92ZM237 202H240V203H237ZM207 203H209V200H207ZM94 204H92V206L90 205L91 207H88V208L86 207L85 210L83 209L84 207H80V208H82V210H84L86 212V215H87V213L92 214V212L97 214L98 212H96V210L100 211V209H101V208L99 209L100 204H98L99 206L96 205V207L93 206ZM109 204H108V206H109ZM186 205H187V207H191L190 204H187V201H186ZM211 205H214V204H211ZM113 206H114V204H113ZM123 206H125V205H123ZM156 206H158V205H156ZM222 206H220V207H222ZM229 206H231V205H229ZM128 207L127 208L124 207V208L129 209ZM107 208L108 207H106V209L104 208L105 209L104 211H106ZM109 208H111V211L113 210L112 206ZM109 208H108V211H110ZM153 208H155V207H153ZM75 209L77 210L79 208H75ZM117 209H115L113 211L115 212V215H117V213H118V217H119L121 214H119L120 210H117ZM231 210H233V209H231ZM102 211L99 212L100 215H101ZM121 211L124 212L125 210L122 209ZM142 212H144V211H142ZM149 212L151 214L148 213L147 218L149 219V222H151L152 218H154V212L150 211V210H149ZM165 212H166V214H168L169 211L167 212L165 210ZM110 213H112V212H110ZM171 213H172V211H171ZM81 214L84 215V213H81ZM107 214L109 215L108 212H107ZM179 214H180V212H179ZM249 214H251V213H249ZM103 215L98 216V218L100 217V219H101ZM142 215H143V213H142ZM173 215H174V213H173ZM183 215H181V216H183ZM72 216H71V218H72ZM78 216H79V218H81L80 217L81 215H78ZM165 216H167V215H165ZM171 216H172V214H171ZM84 217H85V215H84ZM113 217H114V215H113ZM176 217H178V216H176ZM179 217H180V215H179ZM98 218H96V219H98ZM125 218H123V220H124L123 222L126 223L127 221H125ZM75 219H73V220H75ZM88 219H89V217H88ZM102 219H104V218H102ZM108 219L109 218L107 217L105 220L108 221ZM115 219H117V218H115ZM132 219H131V221H132ZM91 220H93V219H91ZM101 220H100V222H101ZM114 220H112V221L114 222ZM96 221H99V220H96ZM106 221H105V223H107ZM117 221H118V219H117ZM173 221H175V220H173ZM183 221H185V220H183ZM15 222H18V221H15ZM75 222H76V220H75ZM78 222L79 221L77 220V224H74L75 227L78 224L80 225V223H78ZM87 222L90 223V221H88V220H87ZM93 222H94V220H93ZM102 222H101V224H102ZM109 222H111V221H109ZM109 222L106 225H109L110 224ZM120 222H122V221H120ZM120 222H118V223H120ZM96 223L97 222H95V224ZM99 223H97V224H99ZM133 223H135V222H133ZM180 223H181V221H180ZM263 223H264V218L262 219L261 223L258 224V225L261 224V228L260 229L257 228V232H259L261 229H262V232L258 233L257 234L258 236L255 235V237L257 238L255 241L261 242V238L264 237V225H263ZM121 224H124V223H121ZM126 224H128V222ZM129 224H132V223H129ZM152 224H154V223H152ZM167 224H169V223H167ZM201 224H202V222H201ZM104 225H102V226H104ZM114 225H115V222H114ZM114 225H112V227H114ZM94 226H96V225H94ZM102 226L98 227V225H97V227H95V228H96V230H97V228H99L98 230H101ZM195 226H196V224H195ZM207 226H210V225H207ZM220 226H222V224ZM112 227H111L112 231H113V229L114 230L118 229V228H112ZM115 227H117V225H115ZM121 227L122 226H120V228ZM122 228H125V227H122ZM89 229L93 230V227H91ZM145 229H143V230H145ZM217 230H219V229L217 228ZM250 230L251 229H249L247 227L246 233H248ZM252 230H254V229H252ZM126 231L123 233H126ZM170 231L172 232V230H170ZM180 231L181 232L178 233V236H179L178 239L175 240V238H174V240L178 241V243H180V242H182V240L186 239V238L182 239L184 236V233L182 230H180ZM186 231H188V229ZM212 231H213V229H212ZM97 232H100V231H97ZM75 233H77V231ZM79 233H80V231H79ZM118 233H116V234H118ZM193 233H195V232H193ZM190 234H191V231H190ZM204 234H206V233H204ZM250 234H248V235H250ZM126 235H128V234H126ZM192 236H194V235H192ZM225 236H223V237H225ZM119 237H120V235H119ZM188 237L191 238L190 236H188ZM239 238L243 239L244 236H240ZM232 240H233V238H232ZM235 240H238V237ZM253 240L254 239L251 238V239L247 240V242L253 241ZM145 243H146V241H145ZM182 243H185V241H183ZM128 244H129V242H128ZM148 245H151V243H148ZM102 246H104V244ZM136 246H137V248H139V247L145 248L144 243H138ZM152 246H154V244ZM213 247H210L209 249H207L205 251L207 253L204 252L205 254H203V253H202L203 255L200 254L201 256H199L197 254V251L193 252L192 250H190V252H189V254L191 253V255L189 256L190 259L187 258L188 256H183V257H178V260H175V258H173V257H172L173 259L169 258V257L166 259V257L165 258L163 257V255L161 254L163 247L161 245V247L159 246L158 249L156 247L157 251H159L158 253L160 254V256H158L156 259H154V261L156 263H159L160 261L166 259L162 263L160 262V264L183 263V262L187 261V260L185 261V259L191 260L194 258V260L188 261V264H217L218 262L214 261V257H219V261H220V256H210L209 254L213 251H208V250H213ZM218 247H221V246H218ZM218 247H216V248H218ZM12 251H10V252L12 253ZM12 254L14 255L16 253H12ZM25 255H28V254L25 253ZM139 255L142 257L143 253H139ZM9 256H11V254ZM99 257H100V255H99ZM67 259H69V257ZM37 260L38 259H36V261ZM101 260H103V259H101ZM103 261H101V262H103ZM149 262H151V260ZM58 263L59 264H66V260L62 259V260L58 261ZM71 263L72 264H97V263H89V262H80L78 260V258H74V261H72ZM147 263L142 262V264H147ZM128 264H129V262H128ZM136 264H138L137 260H136ZM139 264H141V263H139Z\"/></svg>",
  "mask_w": 264,
  "mask_h": 264
},
{
  "label": "snow or ice",
  "instance_id": "snow-or-ice-1",
  "mask_svg": "<svg viewBox=\"0 0 264 264\" xmlns=\"http://www.w3.org/2000/svg\"><path fill=\"white\" fill-rule=\"evenodd\" d=\"M260 248L262 250L261 259L264 260V237L261 238ZM230 249L233 251H229ZM209 255L220 256L219 264H247L248 261V254L235 251L232 243L215 248Z\"/></svg>",
  "mask_w": 264,
  "mask_h": 264
}]
</instances>
